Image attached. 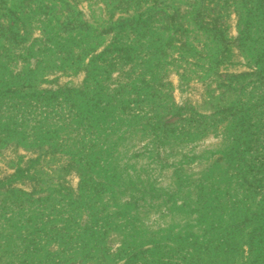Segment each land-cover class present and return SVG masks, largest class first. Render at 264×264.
<instances>
[{"label": "rangeland", "instance_id": "obj_1", "mask_svg": "<svg viewBox=\"0 0 264 264\" xmlns=\"http://www.w3.org/2000/svg\"><path fill=\"white\" fill-rule=\"evenodd\" d=\"M0 264H264V0H0Z\"/></svg>", "mask_w": 264, "mask_h": 264}]
</instances>
